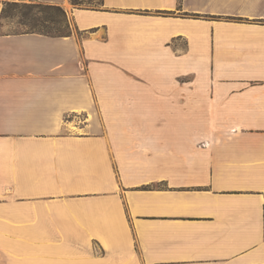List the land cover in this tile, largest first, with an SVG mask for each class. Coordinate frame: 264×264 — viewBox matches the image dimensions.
<instances>
[{"label":"crops","instance_id":"crops-1","mask_svg":"<svg viewBox=\"0 0 264 264\" xmlns=\"http://www.w3.org/2000/svg\"><path fill=\"white\" fill-rule=\"evenodd\" d=\"M17 1L0 264H264V0H34L67 37Z\"/></svg>","mask_w":264,"mask_h":264},{"label":"trees","instance_id":"trees-1","mask_svg":"<svg viewBox=\"0 0 264 264\" xmlns=\"http://www.w3.org/2000/svg\"><path fill=\"white\" fill-rule=\"evenodd\" d=\"M72 5L82 6L77 0H69ZM18 10L16 33H37L50 37H67L71 34L70 22L65 11L56 5H46L34 0L7 2L1 11V19L7 18L9 10Z\"/></svg>","mask_w":264,"mask_h":264},{"label":"rangeland","instance_id":"rangeland-1","mask_svg":"<svg viewBox=\"0 0 264 264\" xmlns=\"http://www.w3.org/2000/svg\"><path fill=\"white\" fill-rule=\"evenodd\" d=\"M20 1H22L23 3H26L25 2L26 0H18L16 3L20 2ZM30 1L31 0H29V2ZM77 1L79 2V4L82 5V7H99V5H100V0H77ZM18 15H19L18 10H14V9L9 10V12L7 14V18L2 20V26L7 31L16 32V31L20 30L19 28H17ZM67 18H68V16H67Z\"/></svg>","mask_w":264,"mask_h":264}]
</instances>
